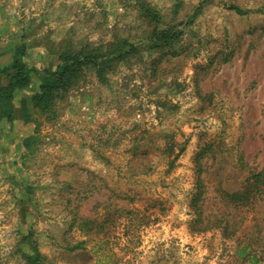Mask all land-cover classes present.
Instances as JSON below:
<instances>
[{"label":"rangeland","instance_id":"obj_1","mask_svg":"<svg viewBox=\"0 0 264 264\" xmlns=\"http://www.w3.org/2000/svg\"><path fill=\"white\" fill-rule=\"evenodd\" d=\"M22 44L40 73L66 50L110 53L53 114L22 117L37 74L14 92L0 264H264V194L222 197L264 171V0H0V66Z\"/></svg>","mask_w":264,"mask_h":264},{"label":"trees","instance_id":"obj_2","mask_svg":"<svg viewBox=\"0 0 264 264\" xmlns=\"http://www.w3.org/2000/svg\"><path fill=\"white\" fill-rule=\"evenodd\" d=\"M235 8L240 13H244L238 6ZM178 37V34L170 30H162L156 34V40L166 44ZM109 53L102 54L98 52L88 51L84 48L78 50H66L60 54V64L54 71L40 73L37 68L29 66L25 60V46L16 45L13 48L10 62L5 66H0V78L6 77L5 82L0 83V120L7 119L13 121L17 118L16 106L13 103L14 92L22 90L30 85L32 74H37L41 79L40 89L38 92L26 95L21 100L22 117L25 121H29L33 116L34 109H38L42 113L53 114L55 98L62 88L69 85V80L74 72L83 64H95L98 68V74L103 77L104 70L99 66L100 62L109 58ZM128 51L117 54V57H124ZM1 80V79H0ZM36 139L34 136L27 139L26 146L30 145V140ZM248 185L245 190L240 193L223 192L222 197L225 201H229L236 206H243L256 201L255 195L264 194V171L253 174L251 179L248 177ZM200 179L198 180V185ZM203 191L197 192L195 201L202 197ZM237 206V207H238Z\"/></svg>","mask_w":264,"mask_h":264},{"label":"crops","instance_id":"obj_3","mask_svg":"<svg viewBox=\"0 0 264 264\" xmlns=\"http://www.w3.org/2000/svg\"><path fill=\"white\" fill-rule=\"evenodd\" d=\"M3 82H5V81H3Z\"/></svg>","mask_w":264,"mask_h":264}]
</instances>
